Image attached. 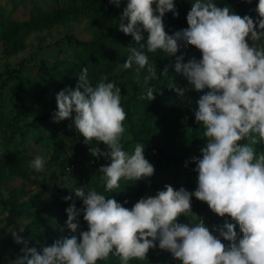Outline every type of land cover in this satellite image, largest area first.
Returning <instances> with one entry per match:
<instances>
[{"label": "clouds", "instance_id": "obj_1", "mask_svg": "<svg viewBox=\"0 0 264 264\" xmlns=\"http://www.w3.org/2000/svg\"><path fill=\"white\" fill-rule=\"evenodd\" d=\"M109 2L119 8L121 0ZM255 10L259 16L256 21L214 0H194L186 17L188 28L169 35L163 17L168 12L178 16L174 0H127L118 30L131 35L140 48H129L120 71L135 65L139 76L146 69L147 84L157 79L156 65L148 53L162 50L167 57L175 56L179 40L202 53L199 61L193 58L182 63L183 57L178 56L174 64L190 89H209L197 101L195 112V121L203 126L207 140L200 149L202 158H192L198 186L190 193L183 187L176 190L165 185L154 196L139 199L131 209L95 188L87 192L84 187L74 188L75 197L83 201V219L88 225L79 241L75 235L62 237L50 246L41 245L38 251L29 247L31 237L18 234L25 230L21 227L10 232L14 242L23 247L9 264H97L110 254L118 256L121 264H129L147 260L149 250L157 246L182 264H264V153L256 148L264 144V0H259ZM144 32L148 34L146 45L141 43ZM167 72L166 67L162 75ZM189 88L174 90L184 97ZM156 92L159 90L148 88L147 100H154ZM56 104L53 122L67 120L75 113L73 124L84 143L96 141L106 146L107 151L98 146L89 149L92 156L110 161L98 170L106 192L119 189L121 179L138 181L154 174L143 143H136L131 153L123 148L127 112L121 105L120 87L109 81L108 75H101L93 85L84 67L76 88L61 90ZM45 164L44 157L36 156L29 166L39 173ZM63 179L68 181L69 176ZM193 196L213 213L229 216L239 225L243 236L238 243L236 224L225 221L214 227L218 238L202 219H190L196 216L192 213ZM63 199L73 201L71 195ZM66 213L67 228L77 232L81 210L73 201ZM181 216L188 217L190 223L178 222ZM220 238L230 243L226 246Z\"/></svg>", "mask_w": 264, "mask_h": 264}, {"label": "rangeland", "instance_id": "obj_2", "mask_svg": "<svg viewBox=\"0 0 264 264\" xmlns=\"http://www.w3.org/2000/svg\"><path fill=\"white\" fill-rule=\"evenodd\" d=\"M239 1L231 0L228 7L241 12L243 5ZM249 8L244 12L246 15L255 7ZM111 12L104 0H0V264H9L20 255L23 244H16L10 232L21 227L25 230L18 234L25 239L31 237L29 247H37L38 251L41 245L50 246L62 237L75 235L79 241L80 233L87 231L88 225L83 219V201L75 197L74 188L84 187L85 192L95 188L108 198H120L123 203H119L131 209L139 199L154 196L165 185L176 190L183 187L190 193L198 186L192 158H202L200 149L207 140L203 137V126L195 121V112L197 101L209 89L200 92L190 89L186 78L175 71V56L165 54L163 58L160 53L151 54L157 79L147 84L146 69L137 76L135 65L129 70L119 68L89 76L95 85L101 75H108L109 81L120 87L121 105L127 112L121 143L129 153L134 151L136 143L145 145L144 156L155 169L151 177L138 181L121 179L119 189L106 192L98 170L110 161L94 157L89 151L92 146L107 151L106 146L97 145L96 141L91 145L84 143L73 124L75 113L59 123L52 121V114L57 111L56 95L65 88L75 89L78 83V78L69 71L72 62H77L78 56L83 57L85 52L77 41L104 45L103 37L109 36V30L117 22ZM183 12L187 26L190 9L183 8ZM250 17L256 21L253 15ZM163 24L170 35L172 27L164 21ZM132 44L125 48H132ZM87 48L91 50L89 45ZM177 55L183 57L182 63L202 59V53L186 41L180 44ZM166 67L167 75H162ZM176 87L189 90L179 97ZM148 88L159 90L152 101L146 98ZM142 96L145 98L141 99ZM256 148L264 153V144ZM36 156L46 160L43 172L29 166ZM64 176H69V180L65 181ZM69 195L75 203H81L76 206L81 214L75 233L66 226V209L73 201H65L63 197ZM191 204L196 216L190 219L194 222L202 219L218 238L214 227L222 226L225 221L236 224L229 216L213 213L194 196ZM178 222L190 223L184 216ZM235 230L238 243L243 234L238 224ZM220 239L226 246L230 243ZM97 264H121V261L110 254L107 260ZM129 264L182 262L157 246L149 250L147 260Z\"/></svg>", "mask_w": 264, "mask_h": 264}, {"label": "trees", "instance_id": "obj_3", "mask_svg": "<svg viewBox=\"0 0 264 264\" xmlns=\"http://www.w3.org/2000/svg\"><path fill=\"white\" fill-rule=\"evenodd\" d=\"M106 4H108L111 7V14L114 15L115 18H117V22L115 25L109 30V33L107 37H103L105 40L104 45H95L91 42L86 41H77L78 46H82L85 50L83 57L78 56L77 62H72V70H69L71 72L72 77L78 78L81 70L84 67L88 68V76L93 77L96 72L104 73L111 71V70H117L121 67V65L126 61L127 56L130 54L129 48H125L126 45L129 43H133L134 46L137 49L140 48V45L136 44L133 37L131 35H125L121 31L118 30L119 25V18L123 12L124 7H126L127 0H121L120 7L117 8L114 4L110 3L109 0H104ZM231 0H217V2H220V6H228L229 2ZM194 0H174L175 4V11L178 12V16H174L172 12L165 13V16L163 17V21L165 24L170 25L172 27V31L170 32V35H173L177 31H181L183 29H187L188 25L186 26L185 22L183 21V17L185 16L183 12V8H189L191 10L192 4ZM241 5H243V9L241 12H236L231 9L232 12L240 15L241 17L245 16L247 13V10L250 9L249 7L254 6L255 8L252 9V12L250 15H253L254 19H258L256 15V5H258L259 2L257 0H240L239 1ZM155 7V5H153ZM182 8V9H181ZM230 8V7H229ZM248 14V16H250ZM126 23V22H125ZM144 35V41L141 43H144L146 45L147 41V32L143 33ZM184 40H179L178 45L183 42ZM132 44V45H133ZM88 45L91 47V50H89ZM122 46V48H121ZM87 48V49H86ZM146 50V48H145ZM199 51V50H198ZM156 53H160V55L164 58L165 53L162 50H157ZM153 53H148L150 56ZM177 53L175 54V57H177ZM84 58V59H83ZM117 202L123 203L120 198H115ZM83 203V202H82ZM81 203H75L76 206L80 205Z\"/></svg>", "mask_w": 264, "mask_h": 264}]
</instances>
